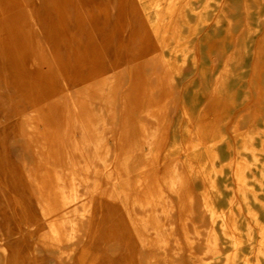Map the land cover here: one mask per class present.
<instances>
[{"label":"bare ground","instance_id":"1","mask_svg":"<svg viewBox=\"0 0 264 264\" xmlns=\"http://www.w3.org/2000/svg\"><path fill=\"white\" fill-rule=\"evenodd\" d=\"M28 1L21 0L25 10L14 30L0 21V89L11 100L0 109V164L14 167L6 176L8 188L0 189L7 204L0 206V264L10 252L28 255L4 243L8 224L16 231L14 240L19 238L17 211L27 227L39 224L41 240L67 264H77L82 251H93L99 264H112L117 255L140 264H180L183 254L189 264H264V67L257 68L264 58V0H242L236 17L228 0H38L36 16ZM130 22L149 28L162 50L148 59L147 77L140 75L134 84L135 102L134 90L121 95ZM244 22L245 32L214 87L213 119L196 124L182 105L180 137L175 131L165 146L174 75L187 57L194 68L195 50L210 39L220 37L221 56L228 42L223 26L234 32ZM207 26L212 35L203 31ZM212 54L206 48L204 77ZM98 70L103 77L95 79ZM233 83L243 88L240 98ZM193 87L205 92L198 83ZM249 94L254 107L232 118L229 109ZM49 95L53 109L62 104L72 113L56 123L49 108L36 110ZM144 98L158 103L141 110L131 128L128 113ZM16 111L28 130L24 146L34 159L25 163L31 173L17 170L1 140L10 126L6 119ZM247 116L253 124L241 125ZM195 180L201 183L198 192ZM97 197L109 201L98 205ZM120 224L129 235L127 248Z\"/></svg>","mask_w":264,"mask_h":264},{"label":"rangeland","instance_id":"2","mask_svg":"<svg viewBox=\"0 0 264 264\" xmlns=\"http://www.w3.org/2000/svg\"><path fill=\"white\" fill-rule=\"evenodd\" d=\"M99 0H97L98 2ZM102 1V0H100ZM132 0H128V2H131ZM230 3H234V10L235 13L232 15L233 17L240 16L241 10L239 11V4L241 5L242 0H228ZM28 5H31L32 12L36 15L39 12L40 2L38 0H30L27 2ZM255 7V6H254ZM25 8L23 6V3L21 0H0V21L2 23V26H5L8 29H15L16 26L21 21L20 18L24 12ZM116 14V12H114ZM50 15V13H49ZM52 15V14H51ZM190 21L193 23L194 18L193 16H189ZM128 30L127 34L125 35V52L123 54V60L124 65L123 69L126 75V83L121 89V95L127 94V92L131 93V90L133 91V101L135 102V97L139 96L138 88L134 85L138 78H141L140 75H144L145 78L147 77V61L150 57L153 55H159L162 50L160 49L159 45L156 42V38L151 33L150 29H140V27H134L133 23H128ZM224 33L228 37V42H224L225 51L220 56L219 52L222 47V41L219 38L210 39L207 42H203L200 45V48H197L194 52V58H195V67L193 68L191 66L190 57L186 58L185 65L182 68V71L179 74L174 75L175 79V91L171 94V100L168 103L167 106V113L165 118V146L169 143V140L173 137V133L178 131L179 127L183 125L185 122V119L180 117V111L182 109V105H185L189 110H191V113L193 114V118L196 120L195 123L197 124L199 121L208 122L209 120L213 119V106H210L211 100L213 98V92L216 82L218 81L220 75L224 72L226 67L228 66L229 60L233 55V48L236 44V38L242 34H244L246 29V23L244 22L242 26L239 29H236L234 32L227 27L225 24L223 26ZM186 33V29L184 30ZM204 32H207L212 35V30L209 26L203 29ZM203 31L200 32L199 36L200 38L203 36ZM233 32V35H231ZM263 32V29H259L257 32H255V39L259 38L261 33ZM223 33V30H219V35ZM229 37H231L229 39ZM254 47V53H256L255 49H257V43H253L252 45ZM206 48H210L213 51V54L209 57V65H210V75L207 77H204L201 74V67L204 64V59L202 60L204 56V52ZM165 54H168V51H164ZM261 54V53H260ZM253 55V54H252ZM262 55V54H261ZM259 55V59H262V56ZM255 56V55H254ZM205 62L208 63V60ZM251 63V62H250ZM259 64V65H258ZM263 65L264 67V58L262 60L257 61V68L260 65ZM96 72L95 75L97 77L95 79H99L100 77H103L102 71H94ZM144 78V77H143ZM80 79L74 80L75 88H80L81 83ZM198 83L202 86L204 93L202 92H196L194 89V84ZM51 85V83H50ZM233 85L238 89L237 98H240L241 92L243 91L242 87H239V84L233 83ZM135 86V87H134ZM48 90H52V85L47 87ZM2 90V89H1ZM4 94V102H5V108H9L11 104V100L8 96V94L3 91ZM63 94H57L55 96V99L59 100L62 99ZM52 96L49 95V97L46 98V102L43 104V107H39L37 105L36 110H42L44 112H47L49 108L50 116L51 118L54 117L56 123L59 122L60 118L63 114H70L72 113V109L68 106L63 107L62 104L56 106L54 109L52 108ZM144 100V101H143ZM141 105L135 104L132 106V108L129 111V117H130V123H133L131 126L134 127V122L140 117V111L143 110L147 105L152 106L155 105L158 102L149 101L145 98L143 99ZM149 103V104H148ZM254 98L251 94H249V97L243 101H239L235 108H230L229 112L231 114V117H235L237 113H239L240 110L247 109V108H253L254 107ZM242 107V108H240ZM40 108V109H39ZM17 110V108H15ZM38 111V112H39ZM54 119H51L54 121ZM7 120V123L10 124L7 133L5 134L6 139L8 137L13 135L12 141L9 142V144L12 145V147H15L14 149L21 148V145L18 147V142L23 141V144L26 142V138L24 136V130L27 128L24 127L22 124L23 115L18 111L13 112L12 116L9 117ZM52 121V122H53ZM254 120L251 116H247L246 120L241 123V125H252ZM6 123V124H7ZM43 124L45 123H37V126L43 127ZM5 125V124H4ZM228 132V131H227ZM229 133V132H228ZM180 133H177V136H179ZM8 144V142H5V147ZM25 147V146H24ZM8 148V147H7ZM25 150L31 151V149L28 147L24 148ZM32 152V151H31ZM34 158H32L33 161ZM29 163L31 159H26ZM22 165H26L24 159L21 161ZM162 166L159 167V169L162 170ZM138 176L136 173L134 175ZM96 178L100 181V185L104 188L107 187V183H105L104 177L102 175L96 174ZM195 192H198V190L201 188V183L198 180L193 181L192 184ZM116 187L119 189L120 185L117 184ZM101 192H104L103 190H100ZM96 203L99 205V202H108L109 199L107 197H102L99 199V197L96 198ZM1 217V216H0ZM2 218V217H1ZM4 223L3 218L0 220V229L2 227V224ZM99 222L96 221V226L99 228L102 226V223L98 224ZM99 225V226H98ZM121 228V241L122 246L127 248L128 241H129V235L126 231L123 230V226L120 224ZM18 253V250H17ZM27 256L25 255H16V259L18 264H27L25 262ZM21 259V260H20ZM115 264H140V262L134 258V257H128V256H122L117 255L114 257ZM180 264H189V261L187 260L185 254L181 256V262Z\"/></svg>","mask_w":264,"mask_h":264},{"label":"crops","instance_id":"3","mask_svg":"<svg viewBox=\"0 0 264 264\" xmlns=\"http://www.w3.org/2000/svg\"><path fill=\"white\" fill-rule=\"evenodd\" d=\"M4 98H5L4 94L0 89V109L5 108ZM14 139H13V135L10 136V138L8 137V139H6V136H3L1 139L4 144V147H5V142L6 141L8 142V144L5 147L6 156L12 159L19 172L31 173L33 167L30 165H22L21 161L23 159L24 161H26V159L29 158L31 159L29 163H31L33 158L32 152L24 149L25 147L23 141L18 142V147L22 143L21 148L14 149L15 147H12V145L9 144V142ZM12 168L14 169V167H5L2 164H0V189L4 190L8 188L6 176L9 172V169ZM18 200L20 201V198H18ZM6 205H7L6 202L2 198H0V206L7 207ZM1 219L2 218L0 217V220ZM13 220L15 223H18V225L22 226V230L20 231L18 236L19 238L17 240H14L15 237L14 233L16 231L11 229L10 224H8V227L4 230V237H5L4 243L6 245H12L13 247L18 245L20 248H24L25 251L28 252V255L25 259V262L27 264H67L63 260L59 259L58 254L54 252L48 246L47 243L41 240L42 236L39 234L38 231L39 224L33 228L27 227L26 219L21 217L19 211L16 212V215L14 216ZM5 257H6L5 258L6 264L18 263L14 253L10 252ZM100 260H101L100 257L94 255L93 251H82L77 253V264H99ZM1 261H2V257L0 254V263ZM112 264H115L114 258Z\"/></svg>","mask_w":264,"mask_h":264}]
</instances>
